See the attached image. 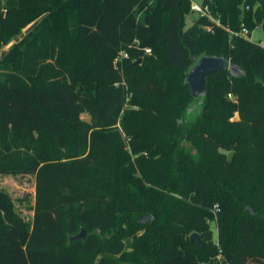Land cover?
Instances as JSON below:
<instances>
[{
  "label": "trees",
  "instance_id": "1",
  "mask_svg": "<svg viewBox=\"0 0 264 264\" xmlns=\"http://www.w3.org/2000/svg\"><path fill=\"white\" fill-rule=\"evenodd\" d=\"M202 4L185 28L190 0L0 2V46L35 23L0 56V174L34 176L30 227L0 189V264H264V0ZM204 55L242 73L198 106Z\"/></svg>",
  "mask_w": 264,
  "mask_h": 264
},
{
  "label": "rangeland",
  "instance_id": "2",
  "mask_svg": "<svg viewBox=\"0 0 264 264\" xmlns=\"http://www.w3.org/2000/svg\"><path fill=\"white\" fill-rule=\"evenodd\" d=\"M3 0H0L2 2ZM197 2L198 4H202L205 0H190L191 2ZM198 15L196 13H188L185 16V28L190 26ZM211 20H214L213 16H211ZM35 23H31L27 25L25 28L21 29L18 34H16L10 42L5 45L0 46V56L6 51L9 45L18 40L20 37H23L34 25ZM250 41L254 43H258L261 46H264V33L259 26H257L251 33ZM121 69L119 70V72ZM235 74H241L242 70L240 68L235 69ZM229 97V96H228ZM231 98V97H229ZM202 95H199L195 98V105H201ZM194 105V106H195ZM198 110L194 109L189 111L185 114V120L187 124L192 123L196 118ZM236 117V115H235ZM83 120H89V115L87 113H83L81 115ZM0 189L8 194L10 197L13 209L16 214H18L21 219H23L27 225V227L31 226L32 216H33V204H34V176L33 175H4L0 174ZM217 207V206H216ZM218 210V208H217ZM214 211V209H213ZM214 214V212H213ZM209 230L211 232V243L218 248V229L216 218L213 216L212 220H208ZM129 249L125 248L122 249V252H128ZM225 258L218 251V254L215 255L211 261L213 264H222Z\"/></svg>",
  "mask_w": 264,
  "mask_h": 264
},
{
  "label": "water",
  "instance_id": "3",
  "mask_svg": "<svg viewBox=\"0 0 264 264\" xmlns=\"http://www.w3.org/2000/svg\"><path fill=\"white\" fill-rule=\"evenodd\" d=\"M194 65L188 71L185 82L189 86V91L193 98L198 97L199 95H204L206 90V78L221 69H228L230 72L234 73L236 67L230 63V61L217 57L214 55H204L196 59ZM150 217L144 219L148 221ZM85 236L84 230H81L80 233L71 238V240H80ZM189 240L191 242L195 241L198 245H201L200 237L197 233L190 235Z\"/></svg>",
  "mask_w": 264,
  "mask_h": 264
},
{
  "label": "built area",
  "instance_id": "4",
  "mask_svg": "<svg viewBox=\"0 0 264 264\" xmlns=\"http://www.w3.org/2000/svg\"><path fill=\"white\" fill-rule=\"evenodd\" d=\"M190 10L192 13H196L198 16H207L208 18L211 19L209 8L207 5H203V4L200 5V4L192 1L190 3ZM237 34L246 36L247 35V29L242 25L240 32H238ZM144 52L150 53L151 50H150V48H144ZM127 57H128V52L126 50L119 51V53L113 58V61H112L114 68L117 70H120L122 60L124 58H127ZM228 96L231 97V94H228ZM213 209H214V211H217L216 206H214Z\"/></svg>",
  "mask_w": 264,
  "mask_h": 264
},
{
  "label": "crops",
  "instance_id": "5",
  "mask_svg": "<svg viewBox=\"0 0 264 264\" xmlns=\"http://www.w3.org/2000/svg\"><path fill=\"white\" fill-rule=\"evenodd\" d=\"M197 3V2H196ZM33 214V213H32Z\"/></svg>",
  "mask_w": 264,
  "mask_h": 264
}]
</instances>
